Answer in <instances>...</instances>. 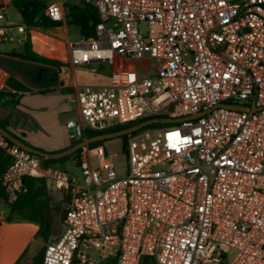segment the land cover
<instances>
[{"label": "built area", "instance_id": "built-area-1", "mask_svg": "<svg viewBox=\"0 0 264 264\" xmlns=\"http://www.w3.org/2000/svg\"><path fill=\"white\" fill-rule=\"evenodd\" d=\"M39 1L67 22L65 1ZM82 1L100 21L96 37L69 43V62L117 71L109 86H75L69 140L87 129L182 120L130 135L123 172L104 145L88 149L81 178L0 134L13 160L3 179L11 201L27 192L24 178L50 179L69 198L44 264H86L89 252L117 264H264V0ZM16 29L23 38L0 27V54L2 44L26 40L30 28Z\"/></svg>", "mask_w": 264, "mask_h": 264}, {"label": "trees", "instance_id": "trees-1", "mask_svg": "<svg viewBox=\"0 0 264 264\" xmlns=\"http://www.w3.org/2000/svg\"><path fill=\"white\" fill-rule=\"evenodd\" d=\"M3 1L5 0H0V9L2 7ZM11 1L13 3L14 8L19 12L22 23L29 28L50 29L61 26L63 24V22L59 20H55L52 17H50L46 12L45 5L39 0H11ZM66 12H67L66 14L67 25L78 28L80 30L81 36L84 37L85 39L96 37V25L98 24L100 19H99V14L94 7L84 3L81 0L79 4L68 5L66 3ZM1 54L55 66L60 68L61 73L64 72V68L68 67L67 64H64L60 60L47 58L35 52L32 49L31 42L29 40H25L23 42L21 53L2 51ZM57 89L58 88L47 89L42 91H55ZM60 89L64 93H68V94L73 93V90L68 87L65 88L64 84H62ZM23 92H34V91L29 89L27 86H25L15 78L9 76L6 80V87L4 89H0V126L8 130L12 134H14L16 137L20 138L25 143H27L19 135L14 133L13 130L11 129L12 128L11 121L15 117L16 112L22 106L21 93ZM142 121L144 120H138L126 125L114 126L112 128H108L101 131H92L87 129L84 131L83 136L79 140H75V141L70 140L69 145L65 149L74 146L75 144L83 141L86 138H91L103 133L115 132L125 128H129ZM165 126H170V124H153L139 131L149 128H161ZM139 131L134 132L131 135H134ZM129 136L130 135H126L116 138L121 141L122 149L124 151H126V142ZM108 141H112V140L90 143L87 147L82 148L76 153L63 157L61 159H45L39 156L38 157L40 158L43 165L47 167H54L63 170L60 166L65 165L70 158H74L76 161V165L79 166L84 153L88 149H92L99 145H104V143ZM12 161H13L12 157L8 155L2 148H0V199L6 204L8 208V215L6 219L8 221L25 220L28 222L36 223L39 226V230L36 238L47 243L50 241L53 235L54 218L50 207L45 201L46 193H47L45 179L24 178V184L27 188V192L19 194L15 200L11 201L9 193L6 191L5 186H3V179L9 166L12 164ZM68 201H69L68 196L64 195V202L66 204V210L64 211L63 214L64 219L67 213ZM44 254H45V246L35 254V256L32 259V264H44ZM26 257H27V252H25L15 264H25L24 261ZM117 263H118L117 257H108L104 260H101L99 264H117ZM75 264H77V261H75ZM140 264H156V262L155 259L152 257H145L142 259Z\"/></svg>", "mask_w": 264, "mask_h": 264}, {"label": "rangeland", "instance_id": "rangeland-1", "mask_svg": "<svg viewBox=\"0 0 264 264\" xmlns=\"http://www.w3.org/2000/svg\"><path fill=\"white\" fill-rule=\"evenodd\" d=\"M66 1L68 5H72L75 3H80V0H62ZM3 7L0 10H5V12L0 11V23L5 24L6 22H10L12 24L21 23V16L19 12L14 8L13 3L11 0L3 1ZM65 25L64 30H66ZM70 29L76 31L75 27L69 26ZM14 36L17 38H22L23 36L18 33L17 29L13 31ZM73 33L68 36L67 33H63V30L59 31H52L49 32L48 30H40L35 34V43L40 44L44 48H46L49 52L47 56L54 57L64 64H67L68 67L64 68V72H69L70 69L74 68L69 63V43L70 40L78 39L80 36ZM53 39L63 40L65 42V48L63 45H53L51 44ZM23 45V43H22ZM1 49L3 52H16L21 53L22 48L19 43H5L1 45ZM37 51L42 53V48L37 46ZM45 53V52H44ZM95 64V65H94ZM100 66V71L107 75H112L114 71V65L110 64L109 62H101V63H93L86 66H77L76 71L80 72L83 70V74L90 73L92 70V66ZM154 65V63H152ZM62 74V73H61ZM9 75H6L8 78ZM60 93V91H55ZM70 98V105H72L73 96L72 94H67ZM62 99V96H58L51 101L37 99V97H32L27 101V105L30 107H39L40 112L33 113L25 108L19 109L15 117L12 119V130L14 133L19 135L22 139H24L29 145L33 147H38L45 151H54L60 149L66 145L69 140L68 137V129L67 123L69 120H76L78 118V112L73 103V108L65 109L63 102H57ZM32 105V106H31ZM67 111V112H64ZM166 127V126H165ZM106 155L108 158L114 159L119 172H123L125 169V165L127 163L125 155H122L123 149L122 144L119 139H114L112 141H108L104 143ZM118 156H115V155ZM63 170L68 171V173L75 174L79 178L82 177L81 169L78 165H76V161L74 158H70L69 161L60 166ZM45 184L47 188L46 198L45 201L47 202L48 206L52 211V215L54 218V228H53V236L51 239L58 237L64 229L63 223L64 218L63 214L66 210V204L64 202V195L62 192L58 191L55 188L54 182L50 179H45ZM0 209L6 211L5 203L0 201ZM50 239V240H51ZM48 243V242H47ZM44 241L39 240L36 241L34 246L38 248L40 251L46 244ZM37 251V252H38ZM91 254V259L86 264H99L100 261L96 258L98 254L96 252H89ZM35 256V255H34ZM34 256H27L24 263L25 264H32V259ZM233 257V255H232Z\"/></svg>", "mask_w": 264, "mask_h": 264}, {"label": "crops", "instance_id": "crops-1", "mask_svg": "<svg viewBox=\"0 0 264 264\" xmlns=\"http://www.w3.org/2000/svg\"><path fill=\"white\" fill-rule=\"evenodd\" d=\"M75 4H79V3H75ZM0 11L5 12L6 9L0 10ZM19 24H23L22 21H21V23H18V24H12L10 22H6L5 24L0 23V27L8 26L10 29V33L12 35H14L13 31L16 29V25H19ZM65 25H67V22L66 23L63 22V24L61 26L46 29V30H48L49 32L63 30V33H67L68 36H70V34L73 33L72 34L73 36L75 34H77L78 36L82 37L80 34V30L78 28H76V31H75L72 28L70 29L69 26H66V30H64ZM40 30H45V28H30V30L28 31L26 40H29L31 42L32 49L35 52H37V53H39L42 56H45L47 58L56 59L54 57L47 56L49 51L46 48H44L43 46H41L40 44L35 43V41H34L35 34L37 32H39ZM53 40L54 41H52L51 44H53V45L54 44L55 45L60 44V45H63V47L65 48L66 44L63 40H58V39H53ZM75 40H77V39L70 40V42L75 41ZM20 45L22 48V44H20ZM37 46L42 48V50H43L42 53L37 51ZM1 52H2V49H1ZM121 60H122V58L119 57L118 61H121ZM127 63H128V65L129 64L131 65L130 62H127ZM144 63H146V62L143 61L142 63H136V65L140 67ZM94 65L92 66V70L90 71V73L83 74V70H80V72H77L76 71L77 66L76 67L73 66L74 68L70 69V71L67 73L66 72L62 73V83L64 84V87L65 88L68 87V88H71L73 90L72 101L75 104V107H76L75 110H77L78 116H79V106H78V103H77L76 97H75V86L83 85V84L92 85V86H95L98 88L109 86L111 83L112 76L117 71L116 67L114 66L113 74L107 75V74L103 73L102 71H100V66L98 67V66H94ZM2 72L3 71L0 70V75L3 76L4 74H2ZM6 80H7V78H6ZM55 91H60L61 94L57 93ZM55 91H42V92L34 91V92H23V93H21L22 106L20 107V109L25 108V109L33 112V113L40 112L39 111L40 109H38L39 107H30L27 105V101L30 98L37 97V99L41 98V99L47 100L49 102L58 96H62V99H60L59 101L57 100V102L62 101L63 105L65 106V109H67V111H69L68 109L73 108V106H72L73 103H72V105H70L71 102H70L69 96L67 95L68 93L62 92L60 88H58ZM67 111H64V112H67ZM69 143H70V140H68V142L66 143V145H64V147L57 149V150H54V151H50V152L62 151L63 149H65L69 145ZM47 152H49V151H47ZM0 201H2V200L0 199ZM5 207H6V211L0 209V219L3 218V220L0 221V264H15L25 252H27V256H29V255L34 256L37 253L38 248H36L34 246V244L36 241L40 240V239L36 238L38 230H39V226L36 223L28 222L25 220L8 221L6 219L7 215H8V208H7L6 204H5Z\"/></svg>", "mask_w": 264, "mask_h": 264}, {"label": "water", "instance_id": "water-1", "mask_svg": "<svg viewBox=\"0 0 264 264\" xmlns=\"http://www.w3.org/2000/svg\"><path fill=\"white\" fill-rule=\"evenodd\" d=\"M0 70H2L7 75L15 78L33 91L60 88L63 84L60 68L17 57L0 54ZM241 109L245 108L241 107ZM181 120L182 119L171 118H152L144 120L129 128H125L115 132L103 133L91 138H86L83 141L75 144L74 146L58 152H47L39 148H35L25 143L20 138L16 137L14 134L2 128L1 126L0 134L9 142L36 156L45 159H61L63 157L76 153L82 148L87 147L90 143L113 140L122 136L131 135L132 133L153 124H173L178 123Z\"/></svg>", "mask_w": 264, "mask_h": 264}]
</instances>
